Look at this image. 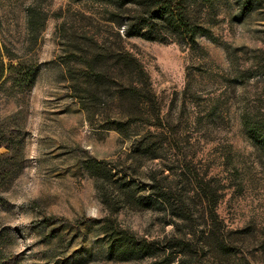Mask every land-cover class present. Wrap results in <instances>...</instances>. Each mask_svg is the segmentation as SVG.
Segmentation results:
<instances>
[{
    "label": "rangeland",
    "instance_id": "rangeland-1",
    "mask_svg": "<svg viewBox=\"0 0 264 264\" xmlns=\"http://www.w3.org/2000/svg\"><path fill=\"white\" fill-rule=\"evenodd\" d=\"M244 2L201 7L205 32L192 41H153L125 38L98 1L0 0L3 62L37 66L29 87L12 86L7 75L0 85V131L19 151L0 180V264H149L107 258L101 229L107 218L161 249L184 232L198 239L210 230L221 242L180 258L178 248H165L169 264H264V0ZM96 46L130 53L147 74L155 95L150 112L157 110L160 123L151 128L161 138L157 158L136 159L134 136L114 128L126 114L121 101L89 121L71 92L73 51ZM136 116L128 133L155 122ZM5 153L2 145L0 156ZM91 159L112 179L125 176L145 189L152 176H166L183 189L191 219L175 226L157 211L113 213L86 169ZM203 187L215 205L206 202Z\"/></svg>",
    "mask_w": 264,
    "mask_h": 264
},
{
    "label": "trees",
    "instance_id": "trees-1",
    "mask_svg": "<svg viewBox=\"0 0 264 264\" xmlns=\"http://www.w3.org/2000/svg\"><path fill=\"white\" fill-rule=\"evenodd\" d=\"M93 1H98L110 9L109 21L115 23L117 28L122 27V35L125 38L137 36L146 40L162 41L169 36H177L192 41L196 35L205 32V28L197 18V11L201 7H210L217 0ZM260 1L245 0L243 7L259 5ZM73 53L77 60H75L76 68L69 67L67 70L69 88L85 112L87 120L102 118L104 112L109 110L107 103L121 101L124 105L121 113L126 112V114H122L124 121L115 122L114 128L123 137L134 136L130 153L136 159L140 161L143 157L148 160L157 158L156 151L161 146V138L152 129L160 123L157 110L150 112V109L155 107V95L148 76L138 60L128 52H106L98 46L88 53L78 50ZM36 70L35 64L22 60L15 64H5L0 48V85L8 76L12 86L29 87ZM136 115L152 116L155 122L148 124L152 127L144 129L139 134H133L132 130L128 133L129 126L139 119L135 118L139 117ZM5 137L6 133L0 131V147L3 145L7 149V153L0 156V180L10 173V170L6 169L13 167L9 159L12 158L10 155L16 156L15 154L19 152L15 143ZM86 169L94 178L95 188L101 201L111 207L113 213H117L118 208L121 207L157 211L168 214L170 223L175 226L178 221L191 219V214L185 205L183 189L170 181L167 182L166 176L159 180H155V176H152L153 183L145 189L135 185L133 180H127L125 176L112 179L115 174H110L109 170L94 159L87 162ZM206 189V187L202 189L204 199L213 206L216 199L213 192H207ZM101 229L107 258L122 260L147 258L150 260L149 264H169L171 261L162 255L165 248H178L175 257L180 258L185 254L196 255L198 248L204 252L213 243L218 247L222 246L217 236L210 230L201 231L202 234L198 239L194 237L193 232H184L181 238L167 240L165 247L161 249L159 246L150 245L145 239L135 238L133 233L120 228L113 219L107 218L103 221Z\"/></svg>",
    "mask_w": 264,
    "mask_h": 264
}]
</instances>
